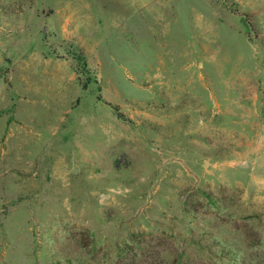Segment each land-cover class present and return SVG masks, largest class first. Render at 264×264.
<instances>
[{
  "label": "rangeland",
  "instance_id": "1",
  "mask_svg": "<svg viewBox=\"0 0 264 264\" xmlns=\"http://www.w3.org/2000/svg\"><path fill=\"white\" fill-rule=\"evenodd\" d=\"M0 264H264V0H0Z\"/></svg>",
  "mask_w": 264,
  "mask_h": 264
}]
</instances>
